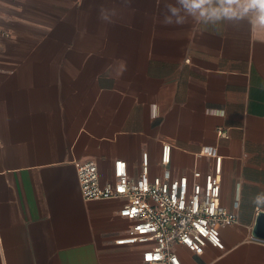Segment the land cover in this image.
I'll use <instances>...</instances> for the list:
<instances>
[{
  "label": "crops",
  "instance_id": "0c3cea01",
  "mask_svg": "<svg viewBox=\"0 0 264 264\" xmlns=\"http://www.w3.org/2000/svg\"><path fill=\"white\" fill-rule=\"evenodd\" d=\"M172 0H0V264H143L146 243H118L131 220L123 198L83 196L76 159L101 181L114 160L163 174L212 171L223 154L225 248L183 264H264V26L255 10L214 23H163ZM227 130L222 136L218 129Z\"/></svg>",
  "mask_w": 264,
  "mask_h": 264
},
{
  "label": "built area",
  "instance_id": "2783aa9c",
  "mask_svg": "<svg viewBox=\"0 0 264 264\" xmlns=\"http://www.w3.org/2000/svg\"><path fill=\"white\" fill-rule=\"evenodd\" d=\"M227 136V130L218 129ZM200 155L214 157L215 166L204 175L195 168L194 179L187 173L173 175L168 165L172 158V144L163 142L161 163L163 174L150 176V155L143 151L141 173L131 176L128 162L122 157L114 160L113 179L101 181L96 159H76L82 194L87 199L118 197L124 202L119 213L131 220L125 235L118 243H146L143 264H183L176 249L178 243L201 253L207 243L225 248L220 225L238 220L235 212L220 202L223 154L215 145H203Z\"/></svg>",
  "mask_w": 264,
  "mask_h": 264
},
{
  "label": "clouds",
  "instance_id": "9594fccd",
  "mask_svg": "<svg viewBox=\"0 0 264 264\" xmlns=\"http://www.w3.org/2000/svg\"><path fill=\"white\" fill-rule=\"evenodd\" d=\"M237 5H242L245 11L255 10L260 25L264 26V0H172L164 5L163 23L184 25L189 18L196 22L214 23L237 15ZM254 203L264 204V195L255 197Z\"/></svg>",
  "mask_w": 264,
  "mask_h": 264
},
{
  "label": "water",
  "instance_id": "95a60500",
  "mask_svg": "<svg viewBox=\"0 0 264 264\" xmlns=\"http://www.w3.org/2000/svg\"><path fill=\"white\" fill-rule=\"evenodd\" d=\"M264 231V210L260 211L254 225V233L261 235Z\"/></svg>",
  "mask_w": 264,
  "mask_h": 264
}]
</instances>
